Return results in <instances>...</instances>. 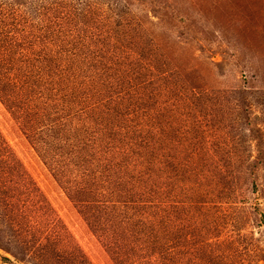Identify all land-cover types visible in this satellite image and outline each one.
<instances>
[{"label": "rangeland", "instance_id": "374dc122", "mask_svg": "<svg viewBox=\"0 0 264 264\" xmlns=\"http://www.w3.org/2000/svg\"><path fill=\"white\" fill-rule=\"evenodd\" d=\"M0 264H264V0H0Z\"/></svg>", "mask_w": 264, "mask_h": 264}]
</instances>
